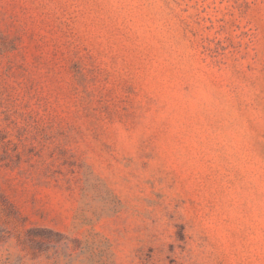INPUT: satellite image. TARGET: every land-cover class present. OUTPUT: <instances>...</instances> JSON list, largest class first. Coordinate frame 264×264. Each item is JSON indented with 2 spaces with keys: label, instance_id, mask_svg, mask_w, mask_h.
<instances>
[{
  "label": "rangeland",
  "instance_id": "1",
  "mask_svg": "<svg viewBox=\"0 0 264 264\" xmlns=\"http://www.w3.org/2000/svg\"><path fill=\"white\" fill-rule=\"evenodd\" d=\"M0 264H264V0H0Z\"/></svg>",
  "mask_w": 264,
  "mask_h": 264
}]
</instances>
